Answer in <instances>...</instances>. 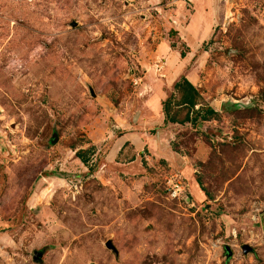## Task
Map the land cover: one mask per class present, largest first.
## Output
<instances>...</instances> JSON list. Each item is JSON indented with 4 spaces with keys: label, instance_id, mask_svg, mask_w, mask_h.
<instances>
[{
    "label": "rangeland",
    "instance_id": "rangeland-1",
    "mask_svg": "<svg viewBox=\"0 0 264 264\" xmlns=\"http://www.w3.org/2000/svg\"><path fill=\"white\" fill-rule=\"evenodd\" d=\"M199 2L0 0V264H264V0Z\"/></svg>",
    "mask_w": 264,
    "mask_h": 264
},
{
    "label": "trees",
    "instance_id": "trees-1",
    "mask_svg": "<svg viewBox=\"0 0 264 264\" xmlns=\"http://www.w3.org/2000/svg\"><path fill=\"white\" fill-rule=\"evenodd\" d=\"M182 57L185 58L186 53H182ZM175 90L181 94V101L178 106L185 107L188 110V115L183 121H179L177 118H175V115H172L173 105L171 100L172 98H170L164 103V112L167 117L166 122H171L174 124L180 123L183 125H197L200 120L208 121L210 117L218 115V113L212 108H209L206 113H204L202 108L197 110V108L201 105L202 96L196 86L187 78H182V80L175 85ZM78 158L81 159L85 165H87L88 162L83 153L78 154Z\"/></svg>",
    "mask_w": 264,
    "mask_h": 264
},
{
    "label": "crops",
    "instance_id": "crops-1",
    "mask_svg": "<svg viewBox=\"0 0 264 264\" xmlns=\"http://www.w3.org/2000/svg\"><path fill=\"white\" fill-rule=\"evenodd\" d=\"M188 1L191 3H193V2L194 3H202V2H199L201 0H188ZM192 18H193V20L191 21L192 24L190 25V27H191L190 30L192 31L191 36L188 35L187 37H182V40H184L189 45V47L191 48V53L189 56H195L196 52L199 51V49L202 45V41H203L202 36L204 34V30L202 31L201 28H199L200 26L198 25L199 23H201V21H203V17L198 15V12H197V14H194L192 16ZM199 38H200V40H199ZM169 51L170 52L168 53V55L173 60H178L179 58H181V54L179 53L178 50L174 51V50L170 49ZM166 52H168V49ZM171 58H170V60H171ZM184 61H186V59Z\"/></svg>",
    "mask_w": 264,
    "mask_h": 264
},
{
    "label": "water",
    "instance_id": "water-1",
    "mask_svg": "<svg viewBox=\"0 0 264 264\" xmlns=\"http://www.w3.org/2000/svg\"><path fill=\"white\" fill-rule=\"evenodd\" d=\"M108 247H110V248H111V247H112V244H109V246H108ZM39 256H40V255H39ZM37 259H38V258H37Z\"/></svg>",
    "mask_w": 264,
    "mask_h": 264
},
{
    "label": "built area",
    "instance_id": "built-area-1",
    "mask_svg": "<svg viewBox=\"0 0 264 264\" xmlns=\"http://www.w3.org/2000/svg\"><path fill=\"white\" fill-rule=\"evenodd\" d=\"M178 188L180 187V186H177Z\"/></svg>",
    "mask_w": 264,
    "mask_h": 264
}]
</instances>
